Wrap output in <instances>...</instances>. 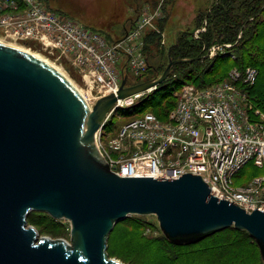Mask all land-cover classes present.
I'll use <instances>...</instances> for the list:
<instances>
[{
    "label": "water",
    "instance_id": "obj_1",
    "mask_svg": "<svg viewBox=\"0 0 264 264\" xmlns=\"http://www.w3.org/2000/svg\"><path fill=\"white\" fill-rule=\"evenodd\" d=\"M191 61H170L161 77L136 86L125 78L91 109L50 63L0 42V264H122L108 256L109 237L132 215L157 216L175 245L246 231L264 261V211L218 199L200 175L121 177L97 147L119 100L156 90L175 65ZM33 212L69 221L70 243L40 239L28 226Z\"/></svg>",
    "mask_w": 264,
    "mask_h": 264
},
{
    "label": "built area",
    "instance_id": "obj_2",
    "mask_svg": "<svg viewBox=\"0 0 264 264\" xmlns=\"http://www.w3.org/2000/svg\"><path fill=\"white\" fill-rule=\"evenodd\" d=\"M165 17L162 3L146 5L123 35L115 38L41 0H0V41L33 44L57 60H66L86 88L101 99L117 94L125 78L127 87L145 82L151 66L148 37L159 33L165 38L159 29ZM221 48L212 47L208 56L213 58ZM58 66L64 75L70 74V69ZM258 76L253 67L235 68L216 84H185L166 120L144 113L123 122L107 142L100 131L97 147L111 171L121 177L200 175L218 199L248 213L257 208L264 211V176L249 185L237 184L242 181L238 175L249 164L264 168V110L252 103L246 91ZM151 91L119 100L109 115L135 106L137 99Z\"/></svg>",
    "mask_w": 264,
    "mask_h": 264
},
{
    "label": "rangeland",
    "instance_id": "obj_3",
    "mask_svg": "<svg viewBox=\"0 0 264 264\" xmlns=\"http://www.w3.org/2000/svg\"><path fill=\"white\" fill-rule=\"evenodd\" d=\"M42 2L51 7L63 9L66 14L81 24L102 33L114 35L115 38L123 35L124 28L128 24L131 26L137 20L142 8L146 5L157 7L162 3L166 17L159 29L165 34V38L161 34L156 33L159 37H156L154 46L149 50L148 56L153 65V70L150 71L149 75L150 78L157 76L155 69L165 72L164 70L170 64L168 59L169 49L178 40H188L199 45L197 40L203 33H206L209 24L208 20L215 14L220 0H42ZM255 25L258 26L259 23L252 24V26ZM160 37L161 44L158 41L159 39H157ZM241 37H243L242 34L239 35V38ZM257 39V35H255L253 40L248 43L246 49H240L241 54L246 53V50L252 47L254 48V44L260 45L254 42ZM163 40L165 45L162 43ZM6 41L9 42L8 40ZM17 46L39 54L59 69L61 68L58 65H64L66 69H70V74H65V76L76 87L78 86L79 90L81 87L89 102L93 105L99 100L97 99L98 95L86 88L78 73L72 69L66 60H57L54 56L33 44L31 46L25 45V47L22 45ZM221 51L225 50L221 48L216 54ZM247 54L249 56V52ZM232 59L220 57L212 60L215 69L218 70V73L212 78L214 81L225 78L230 69L237 65H243L246 61L245 56H242L239 62L236 63ZM247 59L246 66H254L257 70L259 69L258 64L252 63L249 58ZM190 67L185 68L180 73L177 67L173 68L175 73L170 75L168 78L169 82L167 81V83H163L164 85H160V91L154 92V90L150 94H145L137 99L136 108L133 110L138 111L137 114L154 111L160 115H166L176 104L180 87L187 79L182 77V74L186 73ZM186 75L189 76L188 73ZM195 76L199 79L202 78L201 75L199 76L196 73ZM262 77L264 78L262 74L260 78L258 76L257 88L262 82ZM194 80L196 79L191 78L188 81ZM175 81L176 83H173ZM163 86H165V90L162 91L161 87ZM159 102H161V107L156 106ZM261 106L263 107L264 105ZM134 115L125 116L123 112L117 111L111 115L101 130L103 135L106 134L103 140L107 142V139L115 134L117 128ZM108 125L113 127L112 131L106 130ZM262 169L249 165L244 169V174L248 179L237 184H252L254 179L264 176V169ZM27 222L29 227L37 230L40 239L64 240L68 243L71 241V223L67 220L58 221L48 214L33 212ZM207 240L199 245L190 247L175 245L162 232L157 216L132 215L115 226L109 237L107 253L110 259L117 260L122 264H264L259 246L246 231L241 232L230 228L216 233Z\"/></svg>",
    "mask_w": 264,
    "mask_h": 264
},
{
    "label": "trees",
    "instance_id": "obj_4",
    "mask_svg": "<svg viewBox=\"0 0 264 264\" xmlns=\"http://www.w3.org/2000/svg\"><path fill=\"white\" fill-rule=\"evenodd\" d=\"M208 21L209 24L206 33H203L201 37H199V39L197 40V42H199V45L190 42L188 40H178L169 49L168 52L169 63L170 61H177L182 59L193 60L191 62L177 64L173 67V68L177 67L180 73L185 68L191 66L186 72L188 73L189 76H187L186 73L182 74V77H185L187 79L185 80L184 84H182V86L180 87V90L183 88L185 84H194L198 87H204L222 82L228 76L230 71L235 68L239 69L240 71H245L248 67L255 68L254 66L245 65L246 61L248 60L247 58H249L252 63L259 65V69L257 70L259 73V78L261 74L264 76V0H220V3L215 10V14L212 17H210ZM162 23L163 21L159 24L160 27L162 26L161 25ZM255 23H259V25L252 26V24ZM241 34L243 35V37L239 38V35ZM255 35H257L258 39L254 42L260 45L254 44V48L252 47L251 49L246 50V53L241 54L240 49L242 48L246 49L248 43L253 40ZM156 37H159L156 33H151L149 35L148 43H147V54L149 53L150 48L154 46L153 44L156 40ZM157 39H159L158 41L161 44V37ZM214 46H221L222 49L225 51H221L217 53L214 58H210L208 56L209 50ZM248 52H249V56L247 54ZM242 56H245L246 58V61L244 62L243 65L236 64L237 66L230 69L228 74H226L227 76L226 75H225L226 77L224 76L225 78L216 81L212 79L218 73V70L215 69V65L213 64L212 60L220 57H228L229 59L233 58L232 60L236 63L239 62V59H241ZM149 61H150V57H149ZM150 65H151L150 70L145 77V82L159 78L164 73L161 72V70L155 69L154 71L157 76H153L149 78L150 71L153 70V65L151 64V62ZM173 73H175V70L173 71L172 69L171 75ZM195 73L199 74V76L201 75L202 78L201 79L197 78L195 76ZM191 78L192 79L195 78L196 80L189 82L188 80H190ZM258 80L254 86L246 88V91L249 93V97L252 103L257 108L264 110V106L263 107L261 106L264 105V78L262 79V82L257 88ZM173 83H176V81ZM165 86L161 87L162 91L165 90L164 88ZM157 90L160 91L159 87L154 92H156ZM160 103L161 102H159L156 106L161 107ZM176 104H177V99H176ZM176 104L166 113V115L167 114L169 115L170 112L174 110ZM135 108L136 107L133 106L129 109H118L116 111L121 113L123 112L125 116H130L135 114L133 117L129 119L135 118L137 116H141L142 114L147 112H153L162 120H166L168 117L167 115V117L165 118L166 115H160L159 113H156L154 111H146L137 114L138 111L133 110ZM110 125L106 127L107 131H112L113 127H111ZM249 165H253V164H249ZM244 169L238 175V177L241 178L242 181L248 179L244 174ZM241 232H245V231H241ZM210 237H207L194 244H190V245L186 244L185 246L190 247L194 245H199L205 241H208L207 239Z\"/></svg>",
    "mask_w": 264,
    "mask_h": 264
},
{
    "label": "bare ground",
    "instance_id": "obj_5",
    "mask_svg": "<svg viewBox=\"0 0 264 264\" xmlns=\"http://www.w3.org/2000/svg\"><path fill=\"white\" fill-rule=\"evenodd\" d=\"M3 41V40H2ZM2 41H0V42H2ZM9 45H11V44H9ZM17 45H20V44H16V45H13V46H15V47H19V46H17ZM23 46V45H22ZM25 47V46H24ZM19 48H21V49H23V50H25V51H27V52H30V53H33L31 50H29V49H26V48H22V47H19ZM34 55H36L37 57H39V58H41V59H43L44 61H46L47 63H50L49 61H48V59H45V58H43L42 56H40L39 54H37V53H33ZM53 67H55L57 70H59V68L57 67V66H55L54 64H52V63H50ZM60 72H61V69L59 70ZM63 72V71H62ZM61 72V73H62ZM63 74V73H62ZM64 75V74H63ZM72 82V81H71ZM74 85V84H73ZM76 87V86H75ZM78 87V86H77ZM76 87V88H77ZM78 89V88H77ZM78 91L83 95V97L84 98H86V96L83 94V91L81 90V87H80V90L78 89ZM93 98V97H92ZM86 100L88 101V103H89V105H90V107H91V109H93V107H94V105L96 104L95 102V104H91L90 102H89V100L86 98ZM97 102V101H96ZM110 117V115H108V117H107V120H108V118Z\"/></svg>",
    "mask_w": 264,
    "mask_h": 264
},
{
    "label": "crops",
    "instance_id": "obj_6",
    "mask_svg": "<svg viewBox=\"0 0 264 264\" xmlns=\"http://www.w3.org/2000/svg\"><path fill=\"white\" fill-rule=\"evenodd\" d=\"M53 8H55V9H58V8H56V7H54V6H52ZM58 10H60V11H63V12H65L63 9H58ZM132 22V21H131ZM127 26H129V24L127 25ZM109 34V33H108ZM110 35V34H109ZM114 36V35H113Z\"/></svg>",
    "mask_w": 264,
    "mask_h": 264
}]
</instances>
